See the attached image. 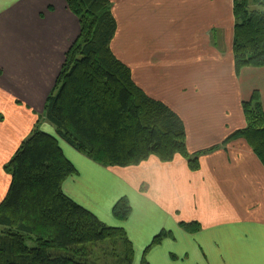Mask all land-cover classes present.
Returning <instances> with one entry per match:
<instances>
[{"label":"crops","instance_id":"1","mask_svg":"<svg viewBox=\"0 0 264 264\" xmlns=\"http://www.w3.org/2000/svg\"><path fill=\"white\" fill-rule=\"evenodd\" d=\"M110 1L113 53L149 97L181 118L198 168L181 155L107 168L60 139L77 169L64 193L107 226L128 227V237L108 240L105 252L123 242L132 264H264V164L244 138L229 140L247 128L244 105L253 95L264 103V67L236 71L234 1ZM79 36L65 0H0V159L46 122L48 96ZM9 184L0 165V192ZM84 187L117 192L106 220ZM123 197L131 211L120 221L113 207Z\"/></svg>","mask_w":264,"mask_h":264},{"label":"trees","instance_id":"2","mask_svg":"<svg viewBox=\"0 0 264 264\" xmlns=\"http://www.w3.org/2000/svg\"><path fill=\"white\" fill-rule=\"evenodd\" d=\"M65 1L79 21L80 36L66 54L42 117L60 139L101 166L124 169L150 156L166 163L181 155L196 170L198 159H190L181 118L149 97L113 53L118 23L111 1ZM233 1L236 71L263 68L264 0ZM244 111L247 128L229 140L244 138L264 164V103L258 93ZM39 127L37 121L3 165L10 184L0 198V264H87L79 253L104 241L124 239L125 232L107 226L64 193L63 184L77 169L64 156L58 139ZM130 211L129 199L123 197L113 214L125 221ZM55 249L68 255L52 252ZM127 249L126 262L132 264L133 251L129 245Z\"/></svg>","mask_w":264,"mask_h":264},{"label":"rangeland","instance_id":"3","mask_svg":"<svg viewBox=\"0 0 264 264\" xmlns=\"http://www.w3.org/2000/svg\"><path fill=\"white\" fill-rule=\"evenodd\" d=\"M118 1L120 4L122 3V0H118ZM38 130L54 136L55 138L58 139V141L60 140V137L58 136L57 131L54 129V127L50 123L43 122L40 125ZM66 154H67V157L69 159L75 160L74 158L71 157V155L67 151H66ZM64 156H65V154H64ZM10 158L7 157L4 159H0V165L3 167V165L6 164V162H8V160ZM70 178H72V177H70ZM69 184L70 183L68 182L66 185L69 186ZM4 193H5L4 191L0 192V198H2ZM83 193L96 200L95 203L98 204L99 208L101 207L103 219L106 220L108 217L107 206L110 205L112 197L114 195H116L117 192L113 191V190L105 189L104 187H99V190L97 191V194H96L95 191L92 192L90 190V188L84 187ZM134 200L136 201V199H134ZM116 203H115V205H116ZM115 205H114V207H115ZM114 207H113V209H114ZM97 218L100 220L99 217H97ZM114 228L120 229V227H114ZM127 229H128V227H126V230L122 229L125 232L124 239H126L128 237V234L130 233V231L128 233ZM110 243L111 242H109V241H104V242L99 243L97 245H92L91 248L89 247L90 251H88L86 254H83L82 252L79 253L82 257V261L83 260L86 261L87 264H127L126 258H127L128 249L126 248V245L123 242H119V243H122V246H120V247L119 246H117V247L111 246L110 252L109 253L105 252V250H107V246H105V245H111ZM32 245H33V243H30V246H32ZM52 252L61 253L63 255H68V251H64L62 249H55ZM72 252L70 251L71 254H72Z\"/></svg>","mask_w":264,"mask_h":264}]
</instances>
